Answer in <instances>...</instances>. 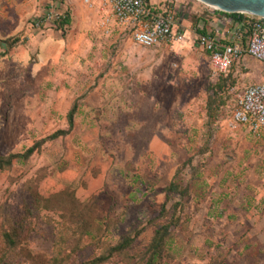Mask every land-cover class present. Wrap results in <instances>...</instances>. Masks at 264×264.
<instances>
[{
  "label": "rangeland",
  "instance_id": "1",
  "mask_svg": "<svg viewBox=\"0 0 264 264\" xmlns=\"http://www.w3.org/2000/svg\"><path fill=\"white\" fill-rule=\"evenodd\" d=\"M172 3L175 38L148 47L106 1L59 3L62 31L37 24L47 0H0V160L46 139L0 168V264H146L179 201L157 264H264V132L235 121L264 65L215 75L197 34L224 14Z\"/></svg>",
  "mask_w": 264,
  "mask_h": 264
},
{
  "label": "built area",
  "instance_id": "2",
  "mask_svg": "<svg viewBox=\"0 0 264 264\" xmlns=\"http://www.w3.org/2000/svg\"><path fill=\"white\" fill-rule=\"evenodd\" d=\"M47 1L51 5L50 11L38 25L56 23L65 16V13L56 10L59 3L65 0ZM93 1L110 3L115 20L141 45L156 46L175 38L176 19L172 0H160V3L154 0H84L87 4ZM208 6L211 11H221ZM240 14L244 15L243 19L234 20L235 26L228 32L231 36L229 44H223L218 35L210 32L197 34L198 45L210 58L215 75L230 72L246 54L264 63V16ZM235 121L249 124L255 132H264V81L244 87L239 95Z\"/></svg>",
  "mask_w": 264,
  "mask_h": 264
},
{
  "label": "trees",
  "instance_id": "3",
  "mask_svg": "<svg viewBox=\"0 0 264 264\" xmlns=\"http://www.w3.org/2000/svg\"><path fill=\"white\" fill-rule=\"evenodd\" d=\"M218 12H223V11H218ZM225 14L232 16L236 20H241V19H243V16H244L243 14H240V13H225ZM70 23H71V16L69 13H65V16L62 18V20H60L56 23V28H58L59 30H62V31H66V29L68 28ZM199 32L200 33H206L205 30H201ZM5 42L7 43V41H5ZM211 107H212V105L210 104V109H211ZM76 111H77V103L74 105V107L72 108V110L68 114V120L70 123V127L74 126ZM210 114H211V112H210ZM67 132L68 131L59 130V131L55 132L54 134H52L51 136H49L48 139H56L62 135L67 134ZM45 140L46 139H43L41 142H38L36 145L29 147L24 153H21L18 155H10L9 158H7V159H1L0 160V168L3 166H6V165L12 164V160L16 157L22 158L24 160L28 159L31 155H33V153L36 151L37 147L40 146L42 144V142H44ZM167 191H168V198H170L171 194H180L182 198H184L188 195L189 189L187 188V186H185L184 181L180 176V171H178V173L172 179L170 185L168 186ZM181 205H182V201L176 202L174 205L175 213L171 216L172 221H170L169 224L162 225L161 227H159L156 230L155 236H154V238H153V240L149 246V250H148L149 257L146 261V264H157V262L162 257V253L165 250L166 243H167V236L169 235L170 228L173 224V221L178 219L177 211L179 210V206H181ZM169 211L170 210H168L167 205L164 204L162 207V210H161V214L167 215ZM136 238L137 237L126 238L122 243H120L116 247L115 250L116 251H123V250L127 249L128 247L132 246V244L134 243ZM10 239H11V237H10ZM100 263H101V261H99V260H93L90 262L88 261L84 264H100Z\"/></svg>",
  "mask_w": 264,
  "mask_h": 264
},
{
  "label": "water",
  "instance_id": "4",
  "mask_svg": "<svg viewBox=\"0 0 264 264\" xmlns=\"http://www.w3.org/2000/svg\"><path fill=\"white\" fill-rule=\"evenodd\" d=\"M228 13H250L264 16V0H200Z\"/></svg>",
  "mask_w": 264,
  "mask_h": 264
},
{
  "label": "crops",
  "instance_id": "5",
  "mask_svg": "<svg viewBox=\"0 0 264 264\" xmlns=\"http://www.w3.org/2000/svg\"><path fill=\"white\" fill-rule=\"evenodd\" d=\"M212 12L217 13L218 11H212ZM220 13H223V12H220ZM223 14H224L223 15L224 21H222L223 25L221 27L215 26L214 29H212V32H210V33H212L216 36L218 35L221 38V42L223 44H229L231 42L230 41L231 36H230V34H228V32L232 31V28L235 26L234 20H236V19L233 18L232 16L225 14V13H223ZM224 27H225V29H224ZM250 58L254 59L253 57L246 54L244 59L241 61V63H238L232 67V69L234 68V76L235 77H238L241 74L243 68H251V65L249 64V61H248ZM254 60L257 61L256 59H254ZM257 62L264 65V63H262V62H259V61H257ZM254 69L255 68H253V71H254ZM262 70H263L262 77H264V69H262ZM262 81H264V80H262ZM253 83H257V82H253ZM253 83H250V84H253Z\"/></svg>",
  "mask_w": 264,
  "mask_h": 264
},
{
  "label": "bare ground",
  "instance_id": "6",
  "mask_svg": "<svg viewBox=\"0 0 264 264\" xmlns=\"http://www.w3.org/2000/svg\"><path fill=\"white\" fill-rule=\"evenodd\" d=\"M211 6V5H210ZM214 7V6H213Z\"/></svg>",
  "mask_w": 264,
  "mask_h": 264
}]
</instances>
